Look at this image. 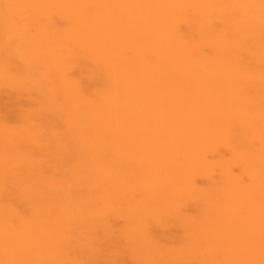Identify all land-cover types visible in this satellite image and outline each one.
<instances>
[{
  "label": "bare ground",
  "instance_id": "6f19581e",
  "mask_svg": "<svg viewBox=\"0 0 264 264\" xmlns=\"http://www.w3.org/2000/svg\"><path fill=\"white\" fill-rule=\"evenodd\" d=\"M0 264H264V0H0Z\"/></svg>",
  "mask_w": 264,
  "mask_h": 264
},
{
  "label": "rangeland",
  "instance_id": "374dc122",
  "mask_svg": "<svg viewBox=\"0 0 264 264\" xmlns=\"http://www.w3.org/2000/svg\"><path fill=\"white\" fill-rule=\"evenodd\" d=\"M262 31V30H261ZM6 97V98H5ZM5 98V100H7V96H5V95H3V99ZM119 223V222H118ZM175 229H173V231L171 230V232H176V231H174Z\"/></svg>",
  "mask_w": 264,
  "mask_h": 264
}]
</instances>
